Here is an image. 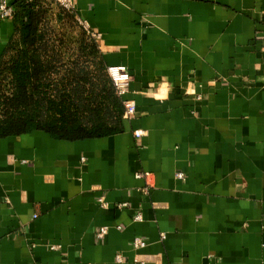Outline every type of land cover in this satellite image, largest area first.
<instances>
[{
  "label": "crops",
  "instance_id": "1",
  "mask_svg": "<svg viewBox=\"0 0 264 264\" xmlns=\"http://www.w3.org/2000/svg\"><path fill=\"white\" fill-rule=\"evenodd\" d=\"M73 1L136 115L0 140V264H264V0ZM16 38L0 19V60Z\"/></svg>",
  "mask_w": 264,
  "mask_h": 264
},
{
  "label": "trees",
  "instance_id": "2",
  "mask_svg": "<svg viewBox=\"0 0 264 264\" xmlns=\"http://www.w3.org/2000/svg\"><path fill=\"white\" fill-rule=\"evenodd\" d=\"M46 3L11 4L17 42L0 60V140L45 132L74 142L122 133L123 99L96 42L85 32L78 54L65 60L53 38Z\"/></svg>",
  "mask_w": 264,
  "mask_h": 264
},
{
  "label": "built area",
  "instance_id": "3",
  "mask_svg": "<svg viewBox=\"0 0 264 264\" xmlns=\"http://www.w3.org/2000/svg\"><path fill=\"white\" fill-rule=\"evenodd\" d=\"M55 3L59 4L63 9L67 10L71 14L77 15L76 13V7L73 0H53ZM15 17V8L11 6L8 2V0H3L0 4V19L1 20H13ZM88 33H90L94 40H97L99 38L98 35H96L93 32H90L88 30ZM107 73L109 77L112 80V83L114 85V88L116 90L117 95L124 100V97L129 91L130 83H131V75L129 74L128 70L125 67H108ZM125 112H124V119L130 120L133 119L136 115V104L132 101H123ZM135 137L137 139H140L144 136V132L137 131L135 132ZM150 175L148 173L142 172L137 174V178L139 179H145L148 180V177ZM178 179H184V175L178 174ZM99 203L102 207L108 208V204L105 202L104 198L99 199ZM37 218V216H35ZM136 221H141L142 216L141 214H137L135 216ZM121 229V228H119ZM109 234V229L107 227H103L97 234V238L100 241H104ZM162 239H165V235H162ZM134 247L136 250L144 249L147 247V243L141 239L136 238L134 241ZM118 262L122 261L121 256H118L117 258Z\"/></svg>",
  "mask_w": 264,
  "mask_h": 264
},
{
  "label": "rangeland",
  "instance_id": "4",
  "mask_svg": "<svg viewBox=\"0 0 264 264\" xmlns=\"http://www.w3.org/2000/svg\"><path fill=\"white\" fill-rule=\"evenodd\" d=\"M46 1L48 6L47 9L49 10L48 18L54 32L53 38L65 60H68L73 57V55L75 56L78 54L79 46L84 38L83 34L85 32L89 40L91 39L94 41V39L92 35L88 33V29L78 19L77 15L71 14L53 0ZM16 42L17 40H15L14 44ZM61 42H63V44H61Z\"/></svg>",
  "mask_w": 264,
  "mask_h": 264
}]
</instances>
